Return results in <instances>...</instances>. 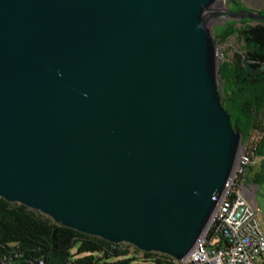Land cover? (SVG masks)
<instances>
[{
    "label": "water",
    "instance_id": "95a60500",
    "mask_svg": "<svg viewBox=\"0 0 264 264\" xmlns=\"http://www.w3.org/2000/svg\"><path fill=\"white\" fill-rule=\"evenodd\" d=\"M227 1L0 0V198L184 260L244 148L210 25L264 14Z\"/></svg>",
    "mask_w": 264,
    "mask_h": 264
},
{
    "label": "trees",
    "instance_id": "16d2710c",
    "mask_svg": "<svg viewBox=\"0 0 264 264\" xmlns=\"http://www.w3.org/2000/svg\"><path fill=\"white\" fill-rule=\"evenodd\" d=\"M236 6L244 9L238 0ZM264 14L263 6L259 10ZM235 37L242 53L218 68L222 106L231 123L242 133L243 152L251 158L264 155V72L250 75L242 67L246 58L253 66L264 65V22L247 19L226 22L214 30V41ZM0 260L14 264H178L156 252H142L127 243L79 233L55 224L49 217L19 203L0 198Z\"/></svg>",
    "mask_w": 264,
    "mask_h": 264
},
{
    "label": "built area",
    "instance_id": "2783aa9c",
    "mask_svg": "<svg viewBox=\"0 0 264 264\" xmlns=\"http://www.w3.org/2000/svg\"><path fill=\"white\" fill-rule=\"evenodd\" d=\"M253 162L254 158L248 154H240L208 231L178 264H258L264 253V232L254 206L244 195L247 188L243 184V177Z\"/></svg>",
    "mask_w": 264,
    "mask_h": 264
},
{
    "label": "rangeland",
    "instance_id": "374dc122",
    "mask_svg": "<svg viewBox=\"0 0 264 264\" xmlns=\"http://www.w3.org/2000/svg\"><path fill=\"white\" fill-rule=\"evenodd\" d=\"M247 9L260 10L263 6L264 0H240ZM225 20H216L211 23L212 37L214 41V30L218 26H222ZM214 43L218 45L217 63L218 65L225 62L223 69L227 68L228 61L231 60L235 54L242 53L240 42L235 38H229L225 43H219L217 40ZM220 85V83H218ZM246 182L254 183V199L256 205V219L261 230L264 232V155L262 157H255L254 162L248 167L246 171ZM262 262V261H261ZM261 264H264L261 263Z\"/></svg>",
    "mask_w": 264,
    "mask_h": 264
},
{
    "label": "crops",
    "instance_id": "0c3cea01",
    "mask_svg": "<svg viewBox=\"0 0 264 264\" xmlns=\"http://www.w3.org/2000/svg\"><path fill=\"white\" fill-rule=\"evenodd\" d=\"M255 159V158H254ZM246 174L244 175L243 177V184L245 185V187L247 189H245L244 191V195L245 197L250 201V203L254 206L255 210H256V205L257 203L255 202V199H254V183L253 182H250V183H247L246 182ZM251 190V192L249 191ZM262 261V262H261ZM264 262V253L262 254V256L259 258L258 260V264H261Z\"/></svg>",
    "mask_w": 264,
    "mask_h": 264
},
{
    "label": "flooded vegetation",
    "instance_id": "af4514ba",
    "mask_svg": "<svg viewBox=\"0 0 264 264\" xmlns=\"http://www.w3.org/2000/svg\"><path fill=\"white\" fill-rule=\"evenodd\" d=\"M240 1V0H239ZM238 2V0H228L226 2V6L231 10V11H236L239 10V8L236 6V3ZM241 2V1H240ZM244 9H247L246 7H244ZM249 10H253V9H249ZM223 20V19H221ZM225 22H239V21H234V20H225ZM219 44H216V48L218 47ZM218 50V48H217ZM218 52V51H217ZM219 86V85H218Z\"/></svg>",
    "mask_w": 264,
    "mask_h": 264
}]
</instances>
